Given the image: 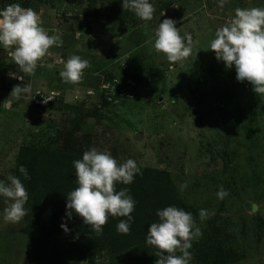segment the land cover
I'll list each match as a JSON object with an SVG mask.
<instances>
[{
    "label": "rangeland",
    "instance_id": "obj_1",
    "mask_svg": "<svg viewBox=\"0 0 264 264\" xmlns=\"http://www.w3.org/2000/svg\"><path fill=\"white\" fill-rule=\"evenodd\" d=\"M152 2L153 18L143 21L122 0H0V8L34 9L45 31L62 39L34 75L0 47V180L16 176L25 146L76 158L92 147L107 150L120 162L170 173L203 233L189 250L191 264H264V96L209 49L237 7H264V0H226L223 8L218 0ZM165 18L193 36L192 54L171 66L154 49ZM72 55L89 61L76 84L59 76ZM17 84H30L32 94L17 99ZM46 95L51 100L42 103ZM47 163L46 156L40 165ZM221 185L229 192L222 200ZM7 206L0 197V264H135L133 245L146 240L134 231L126 247L93 248L82 259L69 245L36 254L24 217L3 220ZM200 209L212 214L201 221ZM81 218L74 212L69 220Z\"/></svg>",
    "mask_w": 264,
    "mask_h": 264
},
{
    "label": "clouds",
    "instance_id": "obj_2",
    "mask_svg": "<svg viewBox=\"0 0 264 264\" xmlns=\"http://www.w3.org/2000/svg\"><path fill=\"white\" fill-rule=\"evenodd\" d=\"M225 2L218 0L219 7L223 8ZM122 6L143 21L152 20L155 11L152 0H122ZM175 24L173 19L165 18L154 33V49L157 53L165 54L170 66L182 62L193 51L192 34L181 36ZM60 44L61 36L49 35L34 9L24 8L19 3L0 8V47L10 49L9 55L22 73L34 75L38 61L48 54L53 45ZM209 49L214 51L218 61L224 62L226 68H235L237 81L251 83L253 91L264 96V7H237L231 20L216 30ZM88 67L87 59L72 55L64 62L59 76L65 83L76 84ZM17 78L24 80L23 75ZM11 94L17 99L31 95V85L17 84ZM49 100L51 98L46 95L41 102L47 103ZM73 166L78 186L67 195L68 218L71 219L75 212L83 218L84 224L90 226L92 232L101 235L109 216L126 217L118 222L116 230L119 234H128L134 221L131 213L136 201L129 189L117 191L115 186L118 183L129 185L137 174H142L136 161L129 158L120 162L109 151L92 147L83 152L81 159L74 160ZM18 171L24 179L31 178L24 165H20ZM185 187L187 185L182 184L181 190ZM216 195L222 200L229 192L221 185ZM0 197L5 198L8 204L3 212V220L20 222L27 214L25 204L29 199L21 179L9 175L7 181L0 180ZM253 207L256 208V205ZM211 214L207 209H200V220H206ZM156 215L159 219L149 225L145 238L148 245L157 249L155 264H191L193 254L189 250L193 241L203 235L192 213L170 205L157 209ZM61 227L68 231L66 224H61Z\"/></svg>",
    "mask_w": 264,
    "mask_h": 264
},
{
    "label": "trees",
    "instance_id": "obj_3",
    "mask_svg": "<svg viewBox=\"0 0 264 264\" xmlns=\"http://www.w3.org/2000/svg\"><path fill=\"white\" fill-rule=\"evenodd\" d=\"M46 156L49 163L40 165ZM81 158L59 155L51 150L33 146L22 148L16 166V176L24 183L29 194L24 219L33 239L36 254L41 252L42 255L49 256L56 250H61L64 245L77 248L78 259H82L93 248L98 251L115 252L128 245L124 237L128 238L129 233L139 231L143 235L147 234L149 225L159 219L156 215L157 209L175 205L187 212L196 213L195 208L185 204L169 172L140 167L142 174H137L131 184L118 183L115 186L118 189H129L130 195L136 201L135 209L131 213L134 221L130 232L119 234L116 230L118 222L126 217L109 216L103 226V233L96 235L90 226L83 223V218L80 221H70L66 215L67 195L78 186L73 161ZM20 165L27 168L30 179H24L18 171ZM61 224L67 225V232ZM36 241L41 243L46 241L48 245L44 243V248L42 245L38 247ZM133 246L136 247L133 256L135 264H155L158 256L154 246L148 245L146 240Z\"/></svg>",
    "mask_w": 264,
    "mask_h": 264
}]
</instances>
